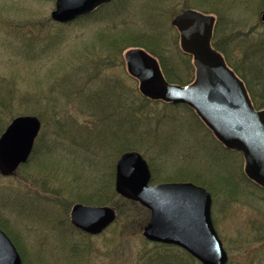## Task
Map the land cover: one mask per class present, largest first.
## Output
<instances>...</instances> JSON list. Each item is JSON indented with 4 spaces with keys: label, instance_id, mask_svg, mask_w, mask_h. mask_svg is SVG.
<instances>
[{
    "label": "rangeland",
    "instance_id": "obj_1",
    "mask_svg": "<svg viewBox=\"0 0 264 264\" xmlns=\"http://www.w3.org/2000/svg\"><path fill=\"white\" fill-rule=\"evenodd\" d=\"M145 1H130L132 4L119 18L125 22L115 23L111 12H105V15L98 12L84 21L75 19L69 23H57L50 17L53 0H0V92L16 89L18 94L55 93L61 87L54 82L63 76L66 82L68 77L71 80L69 85L62 87L66 89H63L66 94L67 87L77 88L79 84L72 74L80 72L73 68L79 66L77 60L82 65L83 61L93 59L91 57L98 47L96 36L119 29L137 34L146 28V9L138 6ZM228 1H232L236 17L239 15L242 19L244 25L241 24V28L263 29L257 26L259 13L264 9H259L263 0ZM28 28L34 31V35L27 31ZM159 32L165 35L163 40L174 47L175 40L176 47L180 49L178 33L170 21L161 24ZM57 35L58 39L53 41ZM35 37H38V41ZM84 48L90 53V59ZM78 52L83 53V58L79 55L76 59L74 55ZM173 56L176 59V55ZM70 63L74 64L73 67L69 66ZM93 71L90 68V72ZM106 74L120 77L126 87L138 90L137 82L128 75L124 63L120 66L112 63L110 68L102 71L101 76ZM67 103L66 139L51 133L53 127L50 130L47 128L51 118H43L46 127L41 121L43 127L40 129L51 133H45L49 140L64 142L66 156L61 154L63 151L60 149L48 157L41 156L42 153L38 151L28 164L33 166L36 162L40 170L59 172L57 176L50 178L49 175L48 178L55 186L54 180L66 177V194H63L67 200L74 199L77 194L73 192L76 190L73 186L88 185L89 180L101 174L103 168L106 169L104 174L110 168L114 170L121 150H135L149 165L152 175L150 184L192 182L210 191L211 218L228 256L226 264H264V193L244 181H235L233 176L243 172L242 155L224 154L219 147L216 148L215 137L192 110L153 101L140 111L138 116L142 121L135 120L136 128L133 126L127 133L129 119L120 122L117 116L103 124L97 118L87 116L76 99ZM14 108L13 112L28 110L25 105L24 109L18 104ZM29 108L46 110V103L34 100ZM26 112H19L14 117ZM5 116L1 114L0 119L5 120ZM9 122H4L5 127ZM117 131L120 135L125 134L123 139L116 136ZM223 178L233 179L238 186V193L232 198L224 194L227 189L221 182ZM15 179L0 176V195L2 191L10 190L22 197L41 196L38 187L21 185ZM94 185H97V180L88 187ZM46 186L49 188L48 184ZM43 196L54 198L49 194ZM30 201L32 203L22 198L18 202L7 203L0 199V222L6 226L10 238L15 239L13 243L21 252L25 264H134L135 253L143 245L142 229L148 220L142 226L136 225L140 232L138 234L134 233V224L129 225V221H123L115 229V210L116 219L112 224L99 234L89 235L71 228L70 223L63 219L64 209L55 206L54 202ZM75 203L81 202L73 201L71 206Z\"/></svg>",
    "mask_w": 264,
    "mask_h": 264
},
{
    "label": "water",
    "instance_id": "obj_2",
    "mask_svg": "<svg viewBox=\"0 0 264 264\" xmlns=\"http://www.w3.org/2000/svg\"><path fill=\"white\" fill-rule=\"evenodd\" d=\"M53 1L51 19L69 23L113 0ZM259 18L264 22V9ZM214 23V15L192 8L183 9L170 21L178 32L180 49L192 58L191 83L166 81L156 57L141 47L123 52L126 71L145 98L191 108L226 149L242 154L245 176L264 189V109L254 108L243 81L212 46ZM40 127L34 115L10 120L0 134L1 175H12L27 161ZM150 178L148 164L139 152L126 151L117 158L115 192L150 212L142 236L150 242L178 246L201 264H226L228 256L211 218V193L192 182L149 184ZM69 219L81 232L96 235L115 221L116 212L110 206L75 203ZM0 264H21L16 247L2 229Z\"/></svg>",
    "mask_w": 264,
    "mask_h": 264
},
{
    "label": "trees",
    "instance_id": "obj_3",
    "mask_svg": "<svg viewBox=\"0 0 264 264\" xmlns=\"http://www.w3.org/2000/svg\"><path fill=\"white\" fill-rule=\"evenodd\" d=\"M130 1L131 0H113L110 3L98 7L87 16L78 18L75 21L87 20L98 12L104 15L105 12H111L112 18L115 19V23L120 22L123 19L119 20V18L123 16L128 5L132 4ZM231 4L232 1L229 2L228 0H146L143 4L141 3L138 5L146 9V28L142 32L135 34L127 30L119 29L100 33L96 36L98 47L95 49L93 57H91L93 59L89 62L83 61L82 65H80L77 60L79 66L73 68V70H78L80 74H72L79 84L77 88L70 89L67 87L66 94V92H64L66 89L63 88V90L62 87L69 85L71 80H69L68 77V81L66 82V77L63 76L64 78L60 77L58 80H55L56 83L54 82V84H58L61 87V89H58L59 91L57 90L58 92L56 91L55 93H51L52 91H50L49 93L42 92L38 95L32 93L18 94L16 89L7 90V93L0 92V116L1 114L6 115V118H4L5 120L0 119V131L4 129L5 121L11 120L19 112L28 111L24 114L34 115L40 122L43 118H51V124L47 123V128L50 130V128L53 127L51 133L60 135L66 139V103L72 102L74 99H76L80 107L83 108L82 110L88 114L87 116L97 118L98 122L100 121L103 124L106 122L109 123L118 116L119 118L117 120H120V122L126 118L130 120V124H128V128L126 129L127 133L133 129V126L136 128L137 124L135 120L142 121L138 116L140 111L144 109V106L150 105L153 101L144 98L135 87H126L122 78L108 74L101 76V73L103 70L110 68L114 62L115 64H119V66L123 65L122 52L127 48L142 47L157 58L162 73L168 82L180 85L190 83L194 77V69L190 57L176 47L177 44L175 40L173 41V44L175 43L174 47V45H170L166 40H163L162 37H165V35L159 32V26L161 24L169 22L174 15L185 8H192L215 15L216 19L212 34L213 47L223 55L226 64L244 82L253 106L256 109L264 108V23L260 20L258 21L259 24L257 26L262 27L263 29L261 30H258V27L249 28L247 30L241 28V24H243L242 19L239 15L236 17L237 12L232 9L233 7ZM263 8L264 0L259 9L261 10ZM107 18L110 19L109 17ZM122 22L125 21L123 20ZM27 31H30V33L34 35V31L30 28H28ZM56 39H58V35L53 38V41ZM35 40L38 41V37H35ZM84 50L86 56L90 59V53L87 52L86 48H84ZM25 52H27V50ZM173 54L176 55V59ZM79 55L83 58L82 52H78L74 56L77 59ZM73 65V63H70L69 66L73 67ZM90 68H93L94 71L90 72ZM77 80H80L81 83ZM34 100L44 101L46 103V110L44 108L42 110L29 108V105L31 102H34ZM15 104L20 105L23 109L25 105L28 107V110L13 112ZM94 105L96 107L95 109H93ZM184 107L191 110L186 106ZM42 122L44 123V127H46V121ZM42 122L41 127H43ZM121 124L122 123L118 124V126ZM75 127L80 129L78 126ZM118 130H120V128ZM47 131L48 130L40 131L34 141L28 161L21 165L16 170L15 174L11 176L15 177V180L21 185L38 187L41 196L22 197L21 194L18 195L10 190H4L0 195V199L5 200L7 203L10 201L12 203L15 201L18 202L22 198H24V201H28V203H32L30 201L32 199L36 201H52L55 206L64 209L65 215L63 219L65 222H69L67 213L73 201L84 204L110 205L114 206L117 212L115 229H117L119 224L123 221H129V225L134 224L132 226L134 233H140L136 225L140 224V226H142L148 220L149 210L138 202L121 197L114 191L113 169L110 168L107 171L108 173L104 174L103 172H106V169L103 168L101 174L96 175L97 177H93V180H89V184L97 180V185L92 187H88L89 184L81 187L73 186L72 188L76 189L73 192H77V194H75V198L73 197L74 199L70 198L67 200L63 194H66V177L60 180L57 179V181L54 180V183L57 184L55 186L50 183L51 181L49 182L50 179L48 178L49 175L50 178H52V175L57 176L59 172L55 173V171L48 169L46 171L40 170L36 162L33 166L28 165L38 151L42 153L41 156L48 157L52 155L53 151L60 149L63 151L61 154L66 156L64 142L58 141L60 142L58 143L55 140H49L45 133L48 135H51V133H47ZM121 134L122 135L118 132L116 136L123 139V135L125 134ZM214 141L216 148L219 147L222 153H231L241 156L237 151L226 150L215 138ZM122 152H124V150H121L119 155ZM34 169H37V172H35ZM74 178H78V176H74ZM233 178L237 183L244 181L264 193V189L251 182L243 172H241V174H236V176L234 175ZM62 180L63 182H61ZM232 180L225 178L221 179L223 186L227 189L224 191V194L228 195L229 198H232V195L238 193V186L233 183L235 181ZM46 184L49 185V188ZM43 194L52 195L54 198L49 199L43 196ZM135 211H137L138 214H136ZM0 227L8 234L9 231L1 222ZM71 228H73L72 225ZM11 239L13 242L15 241L14 238ZM19 253L23 259L21 252ZM22 263L25 264L23 260ZM197 263L200 264L178 246L150 242L144 238L143 245L136 251L134 258V264Z\"/></svg>",
    "mask_w": 264,
    "mask_h": 264
}]
</instances>
